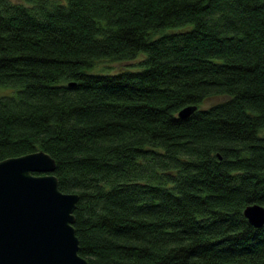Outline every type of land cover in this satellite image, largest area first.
Here are the masks:
<instances>
[{
	"label": "trees",
	"instance_id": "16d2710c",
	"mask_svg": "<svg viewBox=\"0 0 264 264\" xmlns=\"http://www.w3.org/2000/svg\"><path fill=\"white\" fill-rule=\"evenodd\" d=\"M0 86V161L53 157L89 264H264V0H0Z\"/></svg>",
	"mask_w": 264,
	"mask_h": 264
},
{
	"label": "water",
	"instance_id": "95a60500",
	"mask_svg": "<svg viewBox=\"0 0 264 264\" xmlns=\"http://www.w3.org/2000/svg\"><path fill=\"white\" fill-rule=\"evenodd\" d=\"M196 109L178 114L186 118ZM56 166L43 150L0 161V264H89L74 227L80 196L60 190ZM243 214L264 225V205L250 203Z\"/></svg>",
	"mask_w": 264,
	"mask_h": 264
},
{
	"label": "rangeland",
	"instance_id": "374dc122",
	"mask_svg": "<svg viewBox=\"0 0 264 264\" xmlns=\"http://www.w3.org/2000/svg\"><path fill=\"white\" fill-rule=\"evenodd\" d=\"M13 2H23V0H11ZM52 1V0H51ZM57 1H61L63 2L64 0H57ZM144 56L141 54L138 56L137 59L135 60H131V61H128V62H122V61H118V62H114V61H102V62H97V64L95 65L96 67L94 68V71L97 72V71H104V72H111V73H114V72H117L118 70L124 68L127 66V68H132L134 70H139L140 67H131V66H128V65H138L137 63L139 62V60L143 59ZM15 92L14 88L12 87H9V86H0V95H11ZM224 97H221V96H214L213 98H208L206 100H204L203 104H202V108L204 107H208V106H212L214 105V103L222 100Z\"/></svg>",
	"mask_w": 264,
	"mask_h": 264
}]
</instances>
